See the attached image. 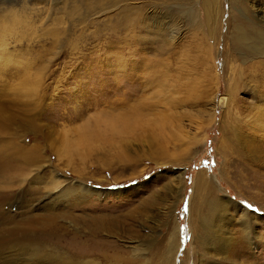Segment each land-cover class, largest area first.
<instances>
[{
    "label": "rangeland",
    "instance_id": "rangeland-1",
    "mask_svg": "<svg viewBox=\"0 0 264 264\" xmlns=\"http://www.w3.org/2000/svg\"><path fill=\"white\" fill-rule=\"evenodd\" d=\"M251 23L264 0H0V225L36 215L42 246L100 264H163L171 238L177 264H264V55L232 46Z\"/></svg>",
    "mask_w": 264,
    "mask_h": 264
},
{
    "label": "bare ground",
    "instance_id": "bare-ground-1",
    "mask_svg": "<svg viewBox=\"0 0 264 264\" xmlns=\"http://www.w3.org/2000/svg\"><path fill=\"white\" fill-rule=\"evenodd\" d=\"M234 35L235 36L232 38V46L236 49H243V52L241 51L242 54L250 56V57L251 56L256 57V56L264 55V29L263 28H261L257 25H254L252 23L247 24L246 26H243V27L238 26L235 30ZM253 67H255V70L257 69L256 66H253ZM252 71L253 70H251V72ZM255 91H257L255 94L256 99H258V100L264 99V89H257ZM255 108H258V107H255ZM257 110L260 111L261 113L262 112L264 113V103H263V107L258 108ZM13 158H15L13 156V153H10L8 151H0V164L3 165V167H4V168L2 167L4 173L7 172V168L10 165H12V163H13L12 159ZM31 158L32 157H30V159ZM27 160H28V158H27ZM27 164H28V161H27ZM14 165H16V164H14ZM203 182H204L203 177L199 175V177L195 180V185L197 187L196 189L198 191L200 189L204 188V187H201V185L205 186L203 184ZM65 187H66V190H64V192H66V193L74 192V194L70 197V199H73V201L78 200L81 197L83 198V196H82L83 194L81 195V193L91 192L83 184L82 185L78 184L75 187L74 186L72 187V185H70V186L66 185ZM68 187H69V189L67 190ZM77 192L80 195H77ZM231 205L233 206V204H231ZM221 207H222V205H219V203H217L216 205H212L211 208L210 207L208 208V209H210V212H209V210H207L209 213L207 212L206 216H203V214L202 215L199 214V219L201 220V222H200L201 226L205 229V231L207 233L204 237V241H203L202 245L203 246L217 245L218 251L223 252L224 250H226V246L224 244L227 242V238L225 239V238H222L220 236V238L216 237V240H214L212 238V235L209 232L210 231L209 229L211 227L216 226V225L219 226L220 220H222L224 218L226 219V217L224 216L226 214L225 208L223 209ZM235 207H236V205H235ZM53 219L54 218H51L50 221H53ZM16 221L17 222H24V223H17ZM32 222L34 224H38L40 222V220H39V218L36 217V215H31L28 218H24V220L22 218L19 221L18 220L10 221L8 223H2L0 225V246H2L3 241L9 240V245L6 246L5 249L10 250V251L15 253V255H13L12 257H10V258L7 257L5 259V261H0V264L7 263V262H20V263H24V264H51V262L57 263V264H100L99 259L89 258L88 256H85L83 254L85 252L84 249L81 251V254H80V250H79V252L78 251L74 252V255H75V253L80 254V258H78L79 256H77V255H75L76 257L71 255L70 253L72 251V245L74 244L73 242H72V244L66 243L68 245V248L66 251L57 250L56 242H54L50 245L45 244L44 246H42L41 244L43 243V238L38 237L35 230H33L34 227L31 226ZM24 224H25V227H24ZM244 225L248 229V225L246 224V221H244ZM29 226H30V228H28ZM42 230H44V231L55 230L56 232L59 230L61 233L66 232L65 229L62 227L53 228L49 225L43 226ZM247 235L249 238L250 236L248 233H247ZM8 238H10V239H8ZM62 241L63 240L60 239L61 243H63ZM175 243L176 242H174V240H172V238H171V242L169 244L167 243L168 247H166L167 249L164 252L166 254H165V259L163 260V264H177L176 259H175V255L177 254V251H178L177 250L178 245H177V243L175 245ZM4 244L6 245V241L4 242ZM79 248H81V247H79ZM6 256H8V255H6ZM83 256H85L87 258L81 259ZM118 258L120 260V264H130L129 259L126 258V255L122 250H120Z\"/></svg>",
    "mask_w": 264,
    "mask_h": 264
}]
</instances>
